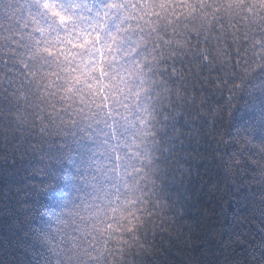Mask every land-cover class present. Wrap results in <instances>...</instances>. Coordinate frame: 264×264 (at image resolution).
<instances>
[{
    "label": "trees",
    "instance_id": "trees-1",
    "mask_svg": "<svg viewBox=\"0 0 264 264\" xmlns=\"http://www.w3.org/2000/svg\"><path fill=\"white\" fill-rule=\"evenodd\" d=\"M0 264H264V0H0Z\"/></svg>",
    "mask_w": 264,
    "mask_h": 264
}]
</instances>
